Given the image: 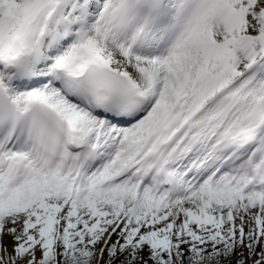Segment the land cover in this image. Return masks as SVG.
<instances>
[{"label":"snow or ice","instance_id":"1","mask_svg":"<svg viewBox=\"0 0 264 264\" xmlns=\"http://www.w3.org/2000/svg\"><path fill=\"white\" fill-rule=\"evenodd\" d=\"M0 264H264V0H0Z\"/></svg>","mask_w":264,"mask_h":264}]
</instances>
